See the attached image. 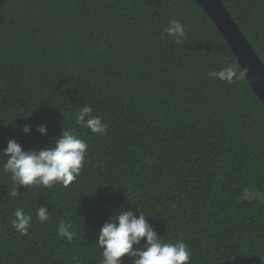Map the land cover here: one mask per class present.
Returning a JSON list of instances; mask_svg holds the SVG:
<instances>
[{
	"label": "trees",
	"instance_id": "trees-1",
	"mask_svg": "<svg viewBox=\"0 0 264 264\" xmlns=\"http://www.w3.org/2000/svg\"><path fill=\"white\" fill-rule=\"evenodd\" d=\"M222 1L264 61V0ZM172 20L186 29L179 45ZM229 64L241 79L208 78ZM84 105L104 133L75 123ZM64 127L88 146L68 187L14 197L0 156V264H102L99 229L123 210L183 241L189 264H264V102L197 0H0V155L9 139L42 149ZM17 208L32 215L26 235Z\"/></svg>",
	"mask_w": 264,
	"mask_h": 264
},
{
	"label": "clouds",
	"instance_id": "clouds-1",
	"mask_svg": "<svg viewBox=\"0 0 264 264\" xmlns=\"http://www.w3.org/2000/svg\"><path fill=\"white\" fill-rule=\"evenodd\" d=\"M164 32L179 45L185 38V26L177 20H172ZM243 73L236 66L229 64L219 71L208 73L209 79H219L232 83L242 78ZM90 105L82 106L75 115V123L88 128L93 133H104L106 125L98 116H93ZM24 134H32V126L23 124L19 129ZM41 135L48 134L46 124H38L35 129ZM87 143L73 129L64 127L54 143L42 149L24 150L15 139H9L2 150V157H6L3 171L9 173L16 189L12 196L18 194L20 186L52 187L59 183L68 187L79 176L83 167ZM38 221L43 223L49 219L46 206H41L36 212ZM12 227L21 235H26L32 226V215L22 208L14 212ZM71 224L61 223L59 235L68 241L73 239L70 231ZM146 238L143 247H138L141 240ZM98 245L102 248V264H123L126 255L132 258V264H189L190 249L183 241L175 243L164 242L157 231L148 222L146 215L133 211H121L106 221L98 232ZM134 245H137L134 247Z\"/></svg>",
	"mask_w": 264,
	"mask_h": 264
},
{
	"label": "water",
	"instance_id": "water-1",
	"mask_svg": "<svg viewBox=\"0 0 264 264\" xmlns=\"http://www.w3.org/2000/svg\"><path fill=\"white\" fill-rule=\"evenodd\" d=\"M197 1L224 35L252 88L264 102V61L222 0Z\"/></svg>",
	"mask_w": 264,
	"mask_h": 264
}]
</instances>
